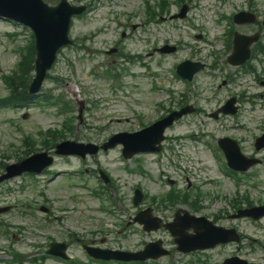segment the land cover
Segmentation results:
<instances>
[{
    "label": "rangeland",
    "instance_id": "rangeland-1",
    "mask_svg": "<svg viewBox=\"0 0 264 264\" xmlns=\"http://www.w3.org/2000/svg\"><path fill=\"white\" fill-rule=\"evenodd\" d=\"M71 3L91 2L92 7L83 19L74 20L72 23L71 36L75 41V46L63 51L58 58L54 69L51 71V77L44 82L42 92L52 91L55 95H63L66 100L73 102L72 115L75 118L76 105L75 100H85V126L78 127L74 120L75 129L73 134L67 139H77L81 142L101 143L110 134L134 130L139 122L156 119L165 110L175 106L177 101L184 99L190 101L193 105L199 107L204 113L191 116L187 123L180 124L168 132V137L174 139L175 136H181L190 131L203 134L202 140L211 143L216 137L232 136L240 140L245 153H252V143L255 136L261 132V126L264 122V87H261V81L264 78V64L260 63L257 57L254 58L253 66L256 73L243 75L242 71L230 67L226 63L221 44L212 42V31L210 23L216 16L220 18L228 17L227 14H233L236 11L248 8H254L259 15V19L264 17V0H185L182 4L188 5V14L181 21H161L147 23L144 19V5L154 6L159 0H123L122 7H111L112 3H118L121 0H69ZM168 6L164 14H174L178 6L173 0H166ZM207 3V4H202ZM198 5H207L214 8V15L211 12L195 9ZM111 10V11H110ZM114 11V13L112 12ZM217 12V14H216ZM205 13V14H204ZM167 17V16H165ZM135 27V29H132ZM243 29L242 31H245ZM249 30H255L250 26ZM130 33L123 41L124 52L134 59L132 63H124L121 66L120 61L112 63V58H107L101 54L107 51L116 41H120L122 32ZM14 35L9 38L7 34ZM198 34L202 35L201 42H197ZM30 32L20 26L13 25L0 20V74L12 75L16 69L19 55L14 53L18 47H23L29 38ZM175 45L177 52L172 55H150L153 49L163 44ZM264 43V42H263ZM83 44L84 51H79L76 45ZM223 46V45H222ZM86 51L95 58H87ZM262 56V55H261ZM259 59L264 60V56ZM201 61L206 64V68L195 76L189 83H183L177 80L171 71L176 64L182 60ZM109 62L108 68L101 65L98 69V77H91L89 69L95 68V62ZM72 65V67H71ZM127 67L126 70H121ZM121 70L119 72L113 71ZM118 74L115 80L104 73ZM125 71L124 75H121ZM237 71V72H236ZM228 73L226 76L225 74ZM233 81L221 88V81L231 79ZM257 75L261 78L254 81ZM55 77L60 81H55ZM154 79L153 84L150 81ZM170 89L173 94L167 95L165 89ZM72 89V91H70ZM116 89L114 99H105L110 94V90ZM119 90V91H118ZM244 92V95H257L258 101L254 110H251L250 104L243 103L241 113L237 119L229 117L222 118L220 121H213L206 117L217 109L223 102L232 95ZM8 95V90L0 80V99ZM123 95V97H122ZM185 95V98H181ZM236 96V97H237ZM172 98V99H170ZM159 101L161 102L159 104ZM161 105L162 108H159ZM23 117H26L23 120ZM64 116H58L56 109H50L44 106L30 104L26 107H2L0 108V172L2 167L13 163L20 156H24L27 150L22 146L24 136H32L35 139L40 131L48 129L60 130ZM201 130V131H198ZM19 130V131H18ZM197 134V133H196ZM186 140V139H185ZM175 145L185 142L178 140ZM35 149L40 148V140ZM169 143H166L168 145ZM264 157V151L261 153ZM119 149L107 153L98 158V163L106 167L115 178L118 185V191L115 192L117 201L121 204L120 215L105 216L98 211L99 203L91 198V193L84 190L75 192L80 196L79 203L69 202L66 197L74 191H64L48 188V194L52 195L51 227L53 231H70L78 234V237L87 232L108 231L115 232L121 221L124 212H128L133 207L130 206L123 196L125 191L129 192L131 185L140 184L149 196L156 197L161 191L165 192L166 187L159 183V171L165 168V159L162 155V168L159 162H150L151 156L136 158L145 168L152 172V178H147L137 172L136 164L132 162L129 168L123 169V162L119 157ZM194 160L189 164V168L197 174L195 183L205 184L201 188H206L205 193H212L218 196L212 201L204 197L200 201L202 210L198 215H207L209 218H218L217 223L223 227H236L246 239L239 244H229L226 247L218 248L210 252L194 253L193 255H176L173 253L170 258H164L159 264H189L195 259H202L207 264H219L226 256L233 254L243 259L264 264V219L260 222H249L245 219H229L233 212L231 201L235 198V189L226 179L221 180L216 175L215 164L211 161L207 150L197 152ZM211 161V162H210ZM70 168L73 169V180L71 182L75 187L85 183L88 187L96 185L95 179L84 173L85 169L93 170L96 161L90 158L84 162L82 171L78 172L81 164L74 158L69 161ZM210 163V164H209ZM213 163V167L211 165ZM199 165L202 167L199 168ZM197 169L200 171L196 170ZM161 168V169H160ZM189 172V170H187ZM180 182H183L182 174L176 172ZM254 180L259 183V188L251 189L250 194L254 202H264V164L254 170L252 174ZM39 184V177L36 178ZM19 181L31 183L28 177L15 178L7 183L11 188H15ZM209 181H211L209 183ZM58 183V181H55ZM60 184V181H59ZM30 185V184H29ZM177 187H180L178 184ZM242 186L240 187L241 194ZM27 193V192H26ZM25 193V194H26ZM210 193V194H211ZM239 196L237 197H240ZM222 199H221V197ZM63 202L60 204L59 198ZM120 197V198H119ZM221 199V200H220ZM117 207V205H116ZM176 208V207H175ZM165 209H162L163 212ZM191 213L190 208L185 209ZM133 214L134 210H130ZM16 210L11 212L9 219L14 220ZM172 210L165 212V219L169 218ZM93 216L94 218H90ZM167 217V218H166ZM103 224V226L100 225ZM129 238L123 243L127 250H137L143 247L149 241L162 239L168 247H172V239L165 231L155 234H145L138 227L130 228ZM50 233V231H46ZM55 236V233H51ZM114 236V233L112 234ZM87 240V239H86ZM46 240L41 238L37 240V246L45 245ZM73 251L72 255L79 254V246L75 240L71 239ZM122 242V238H117L113 243L114 247ZM7 243H9L7 241ZM143 244V246H142ZM106 246L108 244H105ZM37 247L31 249L36 251ZM40 253H36L38 257ZM0 256H3L0 254ZM0 264H3L0 262Z\"/></svg>",
    "mask_w": 264,
    "mask_h": 264
},
{
    "label": "water",
    "instance_id": "water-1",
    "mask_svg": "<svg viewBox=\"0 0 264 264\" xmlns=\"http://www.w3.org/2000/svg\"><path fill=\"white\" fill-rule=\"evenodd\" d=\"M38 76H40V75H38ZM41 78V77H40ZM40 80V79H39Z\"/></svg>",
    "mask_w": 264,
    "mask_h": 264
}]
</instances>
